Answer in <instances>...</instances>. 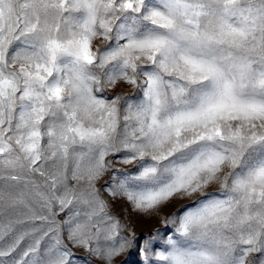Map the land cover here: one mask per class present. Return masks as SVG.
Wrapping results in <instances>:
<instances>
[{"label":"snow or ice","instance_id":"1","mask_svg":"<svg viewBox=\"0 0 264 264\" xmlns=\"http://www.w3.org/2000/svg\"><path fill=\"white\" fill-rule=\"evenodd\" d=\"M134 249L264 264V0H0V264Z\"/></svg>","mask_w":264,"mask_h":264},{"label":"rangeland","instance_id":"2","mask_svg":"<svg viewBox=\"0 0 264 264\" xmlns=\"http://www.w3.org/2000/svg\"><path fill=\"white\" fill-rule=\"evenodd\" d=\"M127 91V90H125ZM109 94H111L109 92ZM117 209H124L125 217L128 218V213L131 212L130 206H125L123 203L117 204ZM130 223L133 230L136 232L137 237L143 233L147 235L150 232L155 231L156 228L161 227L155 220L149 217H140L136 213H131ZM77 255L84 256L86 253L83 250H74ZM124 260H128L129 264H138L139 261V252L138 250H133L131 256H123L119 259L118 264H122Z\"/></svg>","mask_w":264,"mask_h":264}]
</instances>
